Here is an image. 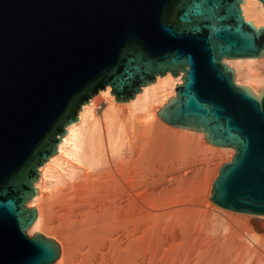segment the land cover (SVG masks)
Listing matches in <instances>:
<instances>
[{"label": "water", "instance_id": "1", "mask_svg": "<svg viewBox=\"0 0 264 264\" xmlns=\"http://www.w3.org/2000/svg\"><path fill=\"white\" fill-rule=\"evenodd\" d=\"M264 5V0H260ZM245 0H0V264L60 262L57 240L28 236L40 167L107 86L134 101L160 76L183 83L158 111L236 153L212 200L264 215V91L238 85L225 59L264 56Z\"/></svg>", "mask_w": 264, "mask_h": 264}, {"label": "bare ground", "instance_id": "2", "mask_svg": "<svg viewBox=\"0 0 264 264\" xmlns=\"http://www.w3.org/2000/svg\"><path fill=\"white\" fill-rule=\"evenodd\" d=\"M242 9L247 21L257 28L264 25L260 0H245ZM225 63L235 70L238 85L259 95L264 91V56L225 59ZM183 75L160 76V82L143 86L134 101L117 102L107 86L81 108L79 121L67 127L59 153L40 167L37 195L27 203L38 210L28 234L41 233L61 247L60 262L54 264H264V234L259 232H264V223L252 225L249 219L256 214L239 212L243 215L231 216L229 222L227 217L224 223L220 215L195 206L208 202L212 172L220 171L216 162L232 160L236 150L213 145L201 131L176 127L159 117L160 108L176 97ZM175 140L195 161L194 170H199L201 156L207 158L199 183L200 203L187 200L179 211L180 226L172 227L163 222L171 212L159 213V180L153 174L146 180L136 158L148 154L153 159L159 145ZM128 158L137 160L131 169L125 165ZM256 216L264 220V215ZM205 222L220 223L225 231L229 224H238L243 233L231 247L220 242L221 252L202 256L200 236H193V231Z\"/></svg>", "mask_w": 264, "mask_h": 264}, {"label": "rangeland", "instance_id": "3", "mask_svg": "<svg viewBox=\"0 0 264 264\" xmlns=\"http://www.w3.org/2000/svg\"><path fill=\"white\" fill-rule=\"evenodd\" d=\"M114 96V95H113ZM115 98V96H114ZM178 141H174L170 143L169 145L162 144L159 145V153L157 156L153 159H150L148 154H142L139 159L140 163H142V167L144 169V177L146 180H150L152 178V174L159 180L160 183V202L159 206H163V208L158 206V209H162L159 213L164 212H171V215L166 216V218L163 220V222L166 220L168 221L169 226L174 227L175 225H179V222L182 221L180 218L183 217L182 213H179V211L186 206L187 200H194V202L200 203V200L202 199V193L201 190H199V183L202 178L203 169L206 165V158L205 156H201L199 159V162L197 163V168L199 170H194V160L186 156L181 149H179L180 144H178ZM143 153L147 148L143 147ZM147 153V151H146ZM141 154V153H140ZM147 155V156H146ZM204 157V158H203ZM141 159V160H140ZM137 161V160H135ZM134 160L132 158H128L125 162L126 167L132 168L134 166ZM231 161V160H230ZM229 160L225 159V161L219 160L216 162L218 163L219 168L226 163L230 162ZM153 162V163H151ZM220 164V165H219ZM193 165V166H192ZM217 166V165H215ZM214 166L215 169H217ZM217 166V167H218ZM214 172V173H213ZM212 172L214 174V178L212 177V182L210 186V196L208 198V202L203 206L202 204H195V206L198 209L207 210L210 213L220 215L224 220L228 217H239L243 215L239 212H234L230 210H226L222 207L217 206L215 203L212 202L211 196L213 191V181L218 177V172L216 173L215 170ZM211 174V175H212ZM201 193V194H200ZM198 205V206H197ZM195 207V208H196ZM164 209V210H163ZM163 211V212H162ZM169 213V212H168ZM182 216V217H181ZM260 216L252 215L249 217L250 222H259L264 223V220L259 218ZM180 220V221H179ZM226 220L224 221V223ZM226 222V223H228ZM168 225L167 222H164ZM182 223V222H181ZM180 223V224H181ZM231 223V222H230ZM222 224V223H221ZM180 226V225H179ZM230 228L229 230L225 231L224 226L220 225V223H214V222H205L204 224L200 225L198 228H195V231H193V236L199 237L201 240V246L204 248L202 249V256L211 255L214 252H221L220 250V242H228L231 245H233L232 242H234L236 239H234L238 234L243 233L242 228L240 225L236 224H229ZM176 228V227H175ZM224 228V230H223ZM232 228V230H231ZM179 230V228H176ZM228 231V232H227ZM200 232V233H199ZM231 232V234L229 233ZM260 234H264L263 231H259ZM258 232V233H259ZM228 233L230 236H228ZM237 233V234H236ZM233 236L231 237V235ZM28 236H31L28 234ZM33 236V235H32ZM226 237V238H225ZM231 237V238H230ZM225 238V239H224ZM229 238V239H228ZM53 239V238H50ZM223 239V240H222ZM232 239V241H231ZM55 240V239H54ZM226 240V241H225ZM228 240V241H227ZM234 240V241H233ZM200 242V241H199ZM215 244V245H213ZM215 246V247H212ZM220 246V247H219ZM219 247V249H217ZM191 248V247H190ZM176 249V250H175ZM175 252L178 251V246L175 247ZM213 249V251H212ZM233 248H230V250ZM196 252V251H195ZM228 252V251H227ZM200 253V252H199ZM198 252L196 254H199ZM207 253V255H206ZM206 257V258H207ZM223 261V258L220 260V262Z\"/></svg>", "mask_w": 264, "mask_h": 264}]
</instances>
